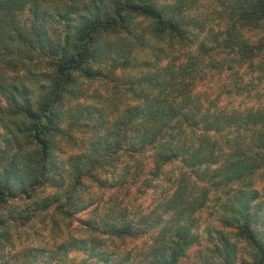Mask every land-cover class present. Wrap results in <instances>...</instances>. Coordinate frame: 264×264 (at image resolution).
Segmentation results:
<instances>
[{
	"label": "trees",
	"instance_id": "obj_1",
	"mask_svg": "<svg viewBox=\"0 0 264 264\" xmlns=\"http://www.w3.org/2000/svg\"><path fill=\"white\" fill-rule=\"evenodd\" d=\"M71 1L54 11L53 8L49 9L51 4L46 0H0V63L5 60V67H22L25 61L31 60L47 64L46 70L32 73V77H39L34 108L30 106V90L25 85L12 84L6 95L9 114H23L31 121L29 128L24 130L29 131V140L38 154L26 158L25 162L29 164H23L22 168L15 165L0 167V208L16 194H30V197L36 187L49 179V165L55 150L51 140L63 131L61 124L66 110L60 107L74 96V90L78 87L74 85L76 75H97L98 71L93 65L97 64L103 53L100 35L105 31L130 34L129 19L120 15L122 8H125L124 12H136L149 19L153 32L174 39L166 42V50L154 48L163 53L161 57L154 58V63L168 57L163 75L157 74L154 63H146L150 72L138 78L139 83L156 92L148 99L145 96L143 105L134 104L116 120V133L103 143L101 150L104 153L100 154L115 159L121 151L126 158L133 159L150 150L153 167L178 160L189 170H204L210 178L209 187L219 186V189L231 188L234 181H244L264 166V100L243 109H220L213 102L202 106L195 103L192 97L188 99L191 81L205 76L206 68L231 70L232 62L251 63L257 56L264 61V0H230L226 5L227 20L218 32L203 30L198 24L180 22L175 16L150 4L122 6L114 0L115 12L112 16L103 3L89 0L78 5L76 2L79 0ZM24 12V20L15 18ZM190 28L202 33L192 49L189 48L194 43L189 37ZM252 29L260 31L257 38L245 34ZM56 36L58 39L54 41L53 37ZM151 47L150 50L153 49ZM174 47L182 49V60L175 67L177 57L172 55ZM231 54L238 55V58L230 60ZM10 56L14 58L10 60ZM257 67L260 75L264 74V66L262 68L258 64ZM176 80H179L180 88L172 95L169 89L177 84ZM129 86L134 85L131 83ZM160 93H163L162 96H159ZM17 98L23 101L21 106L17 105ZM222 133L226 140L225 149L217 144L215 138L211 139V136ZM98 158V164L90 168L77 162L73 164L71 193L84 177L98 180L96 172L106 165L99 154ZM187 174L184 170L178 176L179 184L176 187L179 190L176 188L172 192L167 205L183 199L187 191L184 181ZM250 186L251 180H246L245 184L230 193L232 203L224 204L223 212L227 216L220 218V221L232 226L236 234L252 247L250 260L243 261L244 264H264V244L255 228L261 219L260 205L255 203L258 192ZM201 192L203 196L197 194L188 202L182 200L180 207L176 206L177 212L169 216L168 224H164L158 236H155L154 245L149 247L147 257H142L141 264L177 263L184 249L194 240V234L190 231L192 225L186 221L187 217L183 218L184 214L201 206L195 200L204 197L208 190L202 189ZM58 199L55 196L53 200H47L39 209L49 208L56 202L55 209L64 215L70 213L67 210L69 206L77 203L70 194L64 196L65 203ZM83 208L81 205L78 209ZM109 213L110 210H107L104 216ZM81 223L91 233L83 239L66 241L62 244L64 250L75 245L77 249L97 257L101 264L106 263L107 257L103 250L98 249L100 239L93 237L95 233L135 237L141 232L133 227L134 223L130 220H122L119 225L107 219L102 220L100 226L87 219L81 220ZM214 247L224 262L231 264L234 250L227 239L221 237V242Z\"/></svg>",
	"mask_w": 264,
	"mask_h": 264
},
{
	"label": "rangeland",
	"instance_id": "obj_2",
	"mask_svg": "<svg viewBox=\"0 0 264 264\" xmlns=\"http://www.w3.org/2000/svg\"><path fill=\"white\" fill-rule=\"evenodd\" d=\"M46 1L51 4L49 9L53 8L54 11L60 10L63 4L72 3L71 0ZM88 1L79 0L76 3L81 5ZM93 1L107 5L109 14L114 16V0ZM115 1L122 6L150 4L175 16L180 22L198 24L203 30L218 32L227 20L226 5L230 0ZM124 9L120 10V15L129 19L130 34L105 31L100 35L103 53L97 64L93 65L98 71L97 75H76L74 85L78 87L74 90V96L65 100L60 107L61 110H66L61 124L63 131L51 140L55 150L52 152L53 161L49 165V179L36 187L30 197V194H16L0 208V264H101L97 257L90 256L83 249H77L75 245L66 251L62 245L68 240L83 239L91 233L82 225L83 219L92 220L98 226L104 219L115 225H119L122 220L133 222V227L141 231L139 236L114 237L95 233L93 237L100 239L98 249L103 250L107 257L105 264H141L142 257L146 258L149 247L154 245L155 236L164 224H168L166 221L169 216L177 212L176 206L180 207L182 200L188 202L197 194L203 196L201 190L206 188L207 194L198 201L195 200L201 206L184 214L183 218L187 217L186 221L192 225L190 231L194 234V240L184 249L176 264H226L214 249L221 242V237H225L234 250L231 264H244L243 261L250 260L252 247L236 234L232 226L221 222L220 218L227 216L223 211L224 204L232 203L230 193L245 184L246 180H251L250 188L258 192L255 203L260 205L261 219L255 228L264 244V166L244 181H234L231 188L219 189V186L209 187L210 178L204 170H189L178 160L153 167L150 150L133 159L126 158L121 151L115 159L100 154L103 143L116 133V120L134 104L143 105L145 96L148 99L156 92L144 83H139L138 78L145 72H150L146 63L153 64L154 58L163 55L154 48L166 50V42L174 39L153 32L149 19L136 12H124ZM15 18L24 20L26 14H18ZM259 33L256 29L245 32L252 38H257ZM201 34L196 29H189V37L194 41L189 45L190 49L195 48ZM53 39L55 41L58 37ZM151 46L153 49L150 50ZM173 49L172 55L177 57L175 67L182 60V49ZM10 58L12 60L14 57ZM233 58L237 59L238 55L231 54L229 59ZM261 59L262 57L257 56L251 63L232 62L231 70L206 68L205 76L191 81L188 99L192 97L195 103L202 106L213 102L220 109H243L258 105L264 100V74L260 75L257 67L258 64L262 68L264 66ZM167 60L168 57L154 63V70H158L157 74L160 76L164 73L163 67ZM46 65L32 60L25 61L22 67H5V60L0 63L1 169L8 165L22 168L23 164H29L28 161L25 162L26 158H33V155L38 154L29 140V131L24 130L29 128L31 121L23 114H9L6 95L12 84L25 85L30 90V106L34 108L39 77H32V73L46 70ZM172 69L174 71L173 67ZM176 82L169 89L172 95L180 88L179 80ZM131 83L134 86L130 87ZM16 103L20 105L23 101L17 98ZM214 138L225 149L223 133L211 136V139ZM98 154L106 164L96 172L98 180L94 181L90 176L84 177L71 193L73 164L77 162L90 168L98 164ZM184 170L188 173L184 178L187 191L183 194V199L167 205L166 201L173 196L172 192L176 188L179 190L176 187L179 184L178 176ZM116 182L121 185L115 184ZM68 194L77 200L74 206L68 207L69 214L63 215L55 209L56 202L49 208L39 209L55 196L59 198V202L65 203L64 196ZM45 196L47 197L44 198ZM81 205L84 208L79 210ZM107 210L110 213L104 216Z\"/></svg>",
	"mask_w": 264,
	"mask_h": 264
}]
</instances>
